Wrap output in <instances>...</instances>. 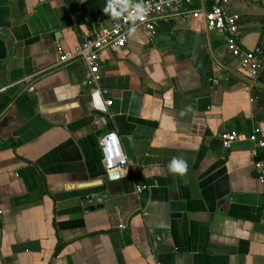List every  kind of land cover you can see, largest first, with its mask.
I'll return each mask as SVG.
<instances>
[{
	"label": "crops",
	"instance_id": "1",
	"mask_svg": "<svg viewBox=\"0 0 264 264\" xmlns=\"http://www.w3.org/2000/svg\"><path fill=\"white\" fill-rule=\"evenodd\" d=\"M141 1L113 19L120 0H0V264H264V148L250 139L264 140V72L249 81L224 34L177 13L101 52L106 113L82 62L56 66ZM227 8L241 48H264V0ZM111 133L132 175L104 171Z\"/></svg>",
	"mask_w": 264,
	"mask_h": 264
},
{
	"label": "built area",
	"instance_id": "2",
	"mask_svg": "<svg viewBox=\"0 0 264 264\" xmlns=\"http://www.w3.org/2000/svg\"><path fill=\"white\" fill-rule=\"evenodd\" d=\"M232 0H143L137 5L145 6L143 19H132L136 15V6L130 7L120 17L119 24L111 28L96 30L93 37L85 39L70 49L57 51L56 66H64L72 62H82L88 74L89 83L94 87L91 94L93 107L100 113H106L111 101L106 92L99 88V61L103 50L124 49L128 43V34L133 27L152 36L156 23L160 18L171 13H177L184 19L201 21L206 32H220L224 34L227 52L240 63V68L246 78L254 82L264 72V56L257 48L254 51L243 50L240 46V32L238 17L229 13L228 5ZM257 130L250 138L259 149L264 148V140ZM225 150H231L237 137L234 134H222L219 138ZM101 162L105 172H117L130 175L131 163L121 150L119 140L115 134H107L100 141ZM252 155L255 157L256 153ZM256 181L264 187V162L256 160L253 164ZM133 174V173H132ZM131 174V175H132ZM146 191V185L138 183L135 195L139 197Z\"/></svg>",
	"mask_w": 264,
	"mask_h": 264
},
{
	"label": "clouds",
	"instance_id": "3",
	"mask_svg": "<svg viewBox=\"0 0 264 264\" xmlns=\"http://www.w3.org/2000/svg\"><path fill=\"white\" fill-rule=\"evenodd\" d=\"M120 6L121 11L117 12L115 10V5L111 2H108L107 7L105 8V12H110L113 19H116L119 17L124 10L127 8L126 0H120ZM136 15L132 17V19L140 18L143 19V14L146 12L145 6L137 5L136 6ZM131 32L135 31V28L133 27L130 29ZM169 171L173 173H179L181 175L185 174L187 171V164L183 160H178L176 158H173V160L169 164Z\"/></svg>",
	"mask_w": 264,
	"mask_h": 264
},
{
	"label": "water",
	"instance_id": "4",
	"mask_svg": "<svg viewBox=\"0 0 264 264\" xmlns=\"http://www.w3.org/2000/svg\"><path fill=\"white\" fill-rule=\"evenodd\" d=\"M108 178H109V176H108ZM112 186L111 185H109V186H107V189L109 190L110 188H111ZM90 201H91V197H83L82 199H81V202H82V205L84 206V207H86L85 209H84V213H88V212H92V211H94V209L95 208H93V207H91V206H88V204L90 203Z\"/></svg>",
	"mask_w": 264,
	"mask_h": 264
},
{
	"label": "trees",
	"instance_id": "5",
	"mask_svg": "<svg viewBox=\"0 0 264 264\" xmlns=\"http://www.w3.org/2000/svg\"><path fill=\"white\" fill-rule=\"evenodd\" d=\"M259 49L262 51V54H263V56H264V48L262 47V45H260ZM59 249H60V247L58 246V247L56 248L55 255H57V253L59 252ZM54 257H55V256H54Z\"/></svg>",
	"mask_w": 264,
	"mask_h": 264
}]
</instances>
